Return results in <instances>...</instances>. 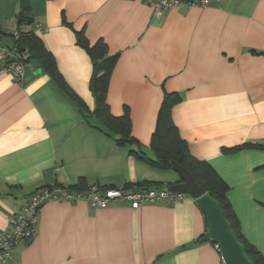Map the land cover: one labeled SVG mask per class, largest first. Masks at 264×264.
Returning <instances> with one entry per match:
<instances>
[{
	"label": "crops",
	"instance_id": "obj_1",
	"mask_svg": "<svg viewBox=\"0 0 264 264\" xmlns=\"http://www.w3.org/2000/svg\"><path fill=\"white\" fill-rule=\"evenodd\" d=\"M33 31L89 112L93 61L77 34L117 54L107 103L128 110L132 136L150 153L165 93H179L171 117L191 155L230 188L228 199L247 242L264 258V0H221L205 8L158 13L132 0H29ZM21 0H0V29L16 34ZM47 28L39 31L37 25ZM1 41V40H0ZM4 61L0 62L3 64ZM173 170L138 160L88 126L53 79L26 65L20 83L0 73V235L36 190L52 185L168 188ZM76 187V188H77ZM81 190V189H80ZM198 204L132 209L48 202L30 243L0 264H223Z\"/></svg>",
	"mask_w": 264,
	"mask_h": 264
},
{
	"label": "trees",
	"instance_id": "obj_2",
	"mask_svg": "<svg viewBox=\"0 0 264 264\" xmlns=\"http://www.w3.org/2000/svg\"><path fill=\"white\" fill-rule=\"evenodd\" d=\"M29 12V0H21V11L17 16L18 30L16 34L3 32L0 29L1 41L5 38H12L16 47L24 50V52L16 51L15 55L18 61L25 64V66L36 65L39 69L46 72L56 83L60 91L76 104L86 124L102 132L116 146L122 148L128 147L131 155L160 170H173L171 166L172 161L186 168L192 174L197 184L218 203L231 225L234 234L243 244L250 260L254 264H264L263 256L247 242L240 231L238 219L228 199L229 186L210 164L197 160L191 155L187 142L182 139L178 128L172 121L171 107L181 101L180 94L165 93L157 117L156 128L152 135L149 147L150 153L146 152L145 147L132 136V122L128 110H126L123 116L116 117L111 113L107 103L110 75L118 62L119 56L117 54L107 56L104 52L103 45L98 44L91 47L81 34H77L79 45L87 51L93 61L90 89L95 97V109L93 112H89L84 102L75 95L59 73L55 60L44 46L43 41L33 31L24 30L25 25L31 24L28 17ZM251 147L264 149L262 145H245L243 147L226 150V152L231 153L242 148ZM72 187L79 191L86 189V187L81 186H76L77 188ZM141 188L146 189L147 187ZM213 245L216 246L215 244Z\"/></svg>",
	"mask_w": 264,
	"mask_h": 264
},
{
	"label": "built area",
	"instance_id": "obj_3",
	"mask_svg": "<svg viewBox=\"0 0 264 264\" xmlns=\"http://www.w3.org/2000/svg\"><path fill=\"white\" fill-rule=\"evenodd\" d=\"M50 1V0H49ZM148 4L155 12L165 13L169 10L189 7L205 8L210 3L221 0H132ZM39 31L46 32L47 28L37 25ZM17 37V36H16ZM14 51L9 50L0 41V73L10 72L15 82L20 83L25 75V64L18 61ZM16 62L8 63L12 58ZM190 198L186 194L173 193L163 188H138L127 190L124 187L105 188L91 185L85 190H75L69 185H52L36 190L28 196L20 212L10 219V229L0 235V263L9 260L14 248L21 242L30 243L37 230L38 216L42 206L48 202L78 203L84 201L96 209H105L112 204H127L132 209H138L145 204H173ZM195 201V200H194ZM218 250V249H217Z\"/></svg>",
	"mask_w": 264,
	"mask_h": 264
},
{
	"label": "water",
	"instance_id": "obj_4",
	"mask_svg": "<svg viewBox=\"0 0 264 264\" xmlns=\"http://www.w3.org/2000/svg\"><path fill=\"white\" fill-rule=\"evenodd\" d=\"M1 42L11 51L17 49L19 52H24L23 49L16 47L12 38H5ZM14 62H16L15 57L8 61V63ZM171 166L180 176V181L170 185L168 190L186 194L197 202L206 222V234L202 241L216 245L223 264H254L247 256L243 244L234 234L218 203L197 184L186 168L173 161Z\"/></svg>",
	"mask_w": 264,
	"mask_h": 264
}]
</instances>
